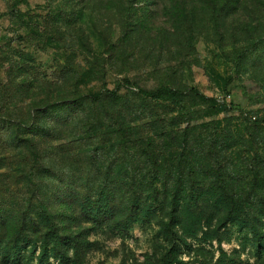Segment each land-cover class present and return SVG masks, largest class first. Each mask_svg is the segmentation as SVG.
Returning <instances> with one entry per match:
<instances>
[{
  "label": "rangeland",
  "instance_id": "rangeland-1",
  "mask_svg": "<svg viewBox=\"0 0 264 264\" xmlns=\"http://www.w3.org/2000/svg\"><path fill=\"white\" fill-rule=\"evenodd\" d=\"M0 264H264V0H0Z\"/></svg>",
  "mask_w": 264,
  "mask_h": 264
},
{
  "label": "trees",
  "instance_id": "trees-1",
  "mask_svg": "<svg viewBox=\"0 0 264 264\" xmlns=\"http://www.w3.org/2000/svg\"><path fill=\"white\" fill-rule=\"evenodd\" d=\"M139 91L142 94L147 95V96H151V97H156V96H159V95H165L166 93L172 92L167 87L161 88V89L156 90V91H149V90H145V89H139ZM18 252L14 253L13 256H12V259L13 258L16 259V262H19V260H20V253H18Z\"/></svg>",
  "mask_w": 264,
  "mask_h": 264
}]
</instances>
